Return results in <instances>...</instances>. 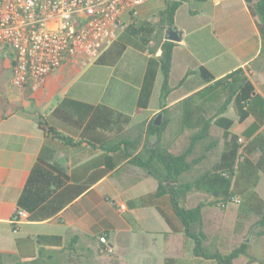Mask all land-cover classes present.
<instances>
[{
	"label": "crops",
	"instance_id": "0c3cea01",
	"mask_svg": "<svg viewBox=\"0 0 264 264\" xmlns=\"http://www.w3.org/2000/svg\"><path fill=\"white\" fill-rule=\"evenodd\" d=\"M196 1V7L185 10H181V1L174 15V26L181 33V39L173 42L175 46L167 81L170 91L163 108L168 110L166 115L171 118L166 129V146L174 154L187 146L191 134L179 129L177 121L180 110L176 105L206 86L198 74L200 67L206 69L214 80L242 69L255 92L264 99L262 42L245 1ZM7 53L3 69L10 74L11 54L8 50ZM159 55V49L150 55L138 43L132 42L127 43L126 50L112 67L88 62L85 69L103 67L110 71L107 76L109 80L101 93L91 92L88 86L79 84L81 74L85 73V70L78 69L82 65V58L77 62L65 61L39 88L30 84L21 89L15 88L10 83L11 77L9 85L0 87V252L21 256L22 261L31 260L37 256L39 248L33 239L35 236H59L63 243L61 247L43 248L61 250L65 244L72 246L68 250L70 252L90 249L100 252L105 248L111 250L106 251L114 254L117 261L119 258L116 255L120 253V257H129L130 260L132 257L138 264H143L139 263L141 261L151 264L144 252L157 245L165 247L167 238L171 236L185 239L182 233L170 231L154 206L128 205L156 190L157 183L152 177L130 164L129 157L122 159L114 169L107 170L109 159L115 156L107 151L108 144L123 139L132 140L137 124L153 122L158 113L162 114L160 71L156 74L147 108L136 109L147 61ZM64 98L94 107L81 128L77 129L52 116L53 110ZM223 116L233 120L229 132L242 138L243 144H246L243 133L253 123V118L238 123L231 106ZM40 121L68 141L45 133L40 128ZM209 133L218 140V146L196 167L197 170L213 165L223 149L222 130L212 124ZM257 133L264 136V125ZM155 140L150 137L148 145ZM44 146L54 151L51 163L63 167L69 182L87 189L54 217L43 221H30L27 218L14 230L11 219L18 209V198ZM123 149L124 145L120 144V154L124 156ZM258 156V153L250 156L253 163ZM252 192V195L264 201V173L261 171H258V180ZM237 198L247 204L248 210L240 226L236 225L240 203L228 204L224 209H229L232 214V233L237 237L245 236L241 242L248 244V248L247 254L236 259L234 264H264V234L260 235L262 228L255 223L259 217L253 212L254 200L248 201V194L244 198ZM206 199L205 194L191 193L188 208ZM214 209L218 208L206 209L204 217ZM166 213L170 215L168 206ZM101 236L107 241L106 245L99 243ZM17 240H20L19 245ZM121 250L130 253L131 257ZM192 259L203 264L193 256ZM160 260L163 262L164 258Z\"/></svg>",
	"mask_w": 264,
	"mask_h": 264
},
{
	"label": "trees",
	"instance_id": "16d2710c",
	"mask_svg": "<svg viewBox=\"0 0 264 264\" xmlns=\"http://www.w3.org/2000/svg\"><path fill=\"white\" fill-rule=\"evenodd\" d=\"M181 1L164 0V9L159 12L155 22L135 20L127 23L120 36L93 62L98 66H114L127 47L123 37L129 38L130 43L131 40L138 43L150 55L160 50L157 58H149L147 61L136 109L147 108L156 74L160 71V105L163 115L161 124L155 126L152 120L141 122L135 126L136 135L132 140L123 139L109 143L107 151L115 156L109 159L107 170L114 169L122 159L129 157V163L144 170L156 181L157 187L153 193L141 196L128 205L154 206L170 231L182 233L185 239L192 240V255L202 263L234 264L236 259L247 254L248 244L240 242L236 247L227 249L210 242L204 230L203 217L206 209H224L233 198H244L248 194V201L254 200L253 212L259 217L255 223L262 228L260 235L264 234V201L252 195V189L258 180V171L264 173V136L257 133L264 125V99L255 92L253 84L242 69L214 80L206 69L200 67L198 74L206 86L176 105L180 110L177 121L179 129L191 133L188 144L174 154L162 143L164 132L171 121L166 115L168 110L163 108L170 91L167 81L175 46L173 42L164 39V34L175 28L174 15ZM244 1L255 21L262 42L261 54H264V0ZM230 106L238 123L249 117L254 120L243 133L246 144H239L238 136L229 132L233 120L223 115ZM93 109L92 105L64 98L53 110L52 116L78 129ZM212 124L222 130L223 149L213 165L197 170L196 167L218 146V140L209 133ZM39 125L45 133L68 141L43 121ZM150 137L157 141L153 147L148 145ZM120 144L124 145V156L120 154ZM254 153L259 156L253 163L250 156ZM53 156L52 149L45 146L41 149L18 198V209L26 211L30 221H43L54 217L87 189L83 185L70 183L63 167L51 163ZM194 192L205 194L207 199L188 208V197ZM166 206L169 207L170 215L166 213ZM246 207L247 204L243 202L238 205L236 225L246 216ZM33 239L39 246L37 256L22 261L21 256L0 252V264H63L62 256L70 253L68 250L72 248L70 244H65L61 250L43 248L61 247L63 243L59 236H35ZM16 242L19 245L20 240ZM164 264H178V260L166 258Z\"/></svg>",
	"mask_w": 264,
	"mask_h": 264
},
{
	"label": "built area",
	"instance_id": "2783aa9c",
	"mask_svg": "<svg viewBox=\"0 0 264 264\" xmlns=\"http://www.w3.org/2000/svg\"><path fill=\"white\" fill-rule=\"evenodd\" d=\"M146 2L0 0V47L11 54V85L39 88L65 61L94 62L127 23L137 20L136 8ZM238 143L243 144L242 138ZM239 203L235 197L228 204ZM27 218L26 211L17 209L11 219L13 229ZM99 241L107 244L103 236Z\"/></svg>",
	"mask_w": 264,
	"mask_h": 264
},
{
	"label": "rangeland",
	"instance_id": "374dc122",
	"mask_svg": "<svg viewBox=\"0 0 264 264\" xmlns=\"http://www.w3.org/2000/svg\"><path fill=\"white\" fill-rule=\"evenodd\" d=\"M182 9L186 8H194L198 5V1L196 0H182ZM137 20H148L151 22H155L158 18V14L161 10L164 9V0H148V2L137 6ZM182 12V11H181ZM124 22L127 19L123 16ZM129 38L123 37L122 40L126 43H130ZM165 39V34H164ZM133 42V40H131ZM130 52L131 49H130ZM7 50L4 48H0V87H5L4 84H8V80L11 77V73L9 74L6 69H3V65L6 64V60L8 58ZM90 65V64H89ZM88 66V63L82 64L78 69L85 70L84 74H81V81L79 84L88 86L91 92H99L101 93L104 89V84L109 80L107 78L108 73H110L109 69L103 67H88L85 69L84 67ZM116 74H114V77ZM113 77V79H114ZM113 79H111L113 81ZM11 86V85H10ZM174 112V111H173ZM153 141V139H152ZM157 143V141L155 140ZM162 143L166 144V131L164 132ZM232 208V207H230ZM204 230L210 239V242L218 243L222 247L227 249H232L236 247L245 236L237 237L233 232V223H232V214L229 209H214L211 213H208L204 217ZM247 238V237H246ZM166 246L160 247L157 245L154 249H151L149 252H144L147 254L146 258H149V263L151 264H163L160 258H176L178 260V264H198L197 261L192 259V248L193 242L189 239H182L180 236H171L167 238ZM125 240H123L124 242ZM124 253L125 251H122ZM130 255V253L125 252ZM116 254V253H115ZM118 256L119 261L116 260L114 254L109 253L104 248L100 252L95 251L94 249L85 250V251H77L70 252L68 254H64L62 256V263H70V264H138L137 261L133 260L131 255V260L129 257H120ZM129 261V262H127ZM147 262V261H144ZM144 262H139L143 263ZM203 264H212L211 262H204Z\"/></svg>",
	"mask_w": 264,
	"mask_h": 264
},
{
	"label": "water",
	"instance_id": "95a60500",
	"mask_svg": "<svg viewBox=\"0 0 264 264\" xmlns=\"http://www.w3.org/2000/svg\"><path fill=\"white\" fill-rule=\"evenodd\" d=\"M180 39H181V33L177 31L175 28L169 29L165 32V40L169 42H178L180 41ZM161 117H162V114L158 113L152 122L153 125L159 126L161 124ZM150 145L153 147L156 145V142L150 143L149 146ZM245 242H248V240H246Z\"/></svg>",
	"mask_w": 264,
	"mask_h": 264
},
{
	"label": "clouds",
	"instance_id": "9594fccd",
	"mask_svg": "<svg viewBox=\"0 0 264 264\" xmlns=\"http://www.w3.org/2000/svg\"><path fill=\"white\" fill-rule=\"evenodd\" d=\"M30 2H31V0H30Z\"/></svg>",
	"mask_w": 264,
	"mask_h": 264
}]
</instances>
